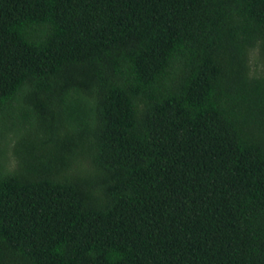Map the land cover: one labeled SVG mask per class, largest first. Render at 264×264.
<instances>
[{
  "label": "trees",
  "instance_id": "obj_1",
  "mask_svg": "<svg viewBox=\"0 0 264 264\" xmlns=\"http://www.w3.org/2000/svg\"><path fill=\"white\" fill-rule=\"evenodd\" d=\"M0 264H264V0H0Z\"/></svg>",
  "mask_w": 264,
  "mask_h": 264
}]
</instances>
